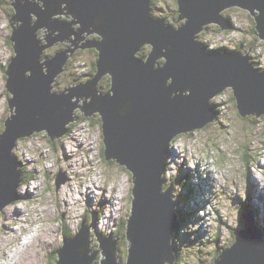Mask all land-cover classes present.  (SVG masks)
Returning <instances> with one entry per match:
<instances>
[{"label": "water", "instance_id": "95a60500", "mask_svg": "<svg viewBox=\"0 0 264 264\" xmlns=\"http://www.w3.org/2000/svg\"><path fill=\"white\" fill-rule=\"evenodd\" d=\"M152 1L12 0L14 15L11 11L9 19L13 53L5 71V90L11 98L7 101L9 115H4L0 128V211L23 201L16 191L18 163L12 157L16 140L45 132L54 142L67 134V125L76 121L75 112L84 119L97 116L104 160L115 161L131 174L126 264L173 262L171 237L178 223L172 212L171 187L162 189L171 142L211 123L210 101L226 88L232 91L241 118L264 115V72L252 66L247 53L208 52L196 41L209 25L229 31L230 23L222 15L237 9L253 18L255 35L264 42V0H177L174 23H181L178 27L153 18ZM31 14L37 18L33 25ZM57 14L72 19L66 23L51 19ZM72 25L79 29L73 32ZM42 29L45 47L36 39ZM84 33L98 39L85 41ZM63 39L73 48L38 64L41 51ZM145 47L150 52L138 58ZM77 49L97 53L95 76L53 92L49 84L63 71L67 54ZM159 59L164 62L159 64ZM42 68L47 74L43 75ZM104 76L109 89L98 96L96 88ZM65 180L58 173L56 187ZM245 210L243 227L235 232L237 239L213 264H264V233L252 211ZM95 220L93 212L89 227L81 223L71 240L63 242L56 252V264H97L99 255V264H118L115 242L96 236ZM89 247L94 251L92 257Z\"/></svg>", "mask_w": 264, "mask_h": 264}, {"label": "rangeland", "instance_id": "374dc122", "mask_svg": "<svg viewBox=\"0 0 264 264\" xmlns=\"http://www.w3.org/2000/svg\"><path fill=\"white\" fill-rule=\"evenodd\" d=\"M11 1L0 0V128L3 127L4 115H9V98L3 86L8 59L13 53L12 44L5 41L10 35ZM176 11L175 0H156L151 3L153 18H164L166 24L178 27L181 23H174ZM61 12L65 14V11ZM235 13L240 15V18ZM63 14L54 15L51 19L63 23L71 21V16ZM224 14L232 17L236 31L222 33L217 27L209 25L196 37L199 44L203 47L207 45L208 52L218 49L221 53H239L236 51L238 48L241 47L245 51L250 45L260 46L264 53V42L255 35L254 21L249 14L237 9ZM36 20L31 14L30 25ZM72 26L73 32L79 29L76 25ZM45 35L44 29L37 31L39 46L47 45ZM86 35L83 34L85 41L98 39L95 35ZM69 38L72 40L73 35ZM68 48L73 47L65 39L61 43L52 44L41 51L38 64L50 60L53 55ZM216 50L213 52H217ZM90 51L91 49H77L75 53L67 54V62L65 61L61 68L63 71L49 84L50 87L54 86L53 91L60 92L64 86V89H67L69 84L76 86L84 80H89L86 75L97 59V55L94 56ZM148 51V47L143 48L137 57L144 59ZM78 62L84 63L85 73H78L77 70L84 72L77 65ZM68 67H71L70 71H67ZM45 70L46 68H42L43 75L47 74ZM107 78L104 76L98 83L97 88L102 94L109 89ZM224 90L232 93L228 88ZM73 100L75 98L72 102ZM216 101H221V97H217ZM91 122L93 125L82 121L70 124L69 134L55 140L54 144H49L44 134H34L15 141L12 157L18 163L16 170L22 175L16 191L18 189L17 193L27 191L32 194L30 189L35 186L38 190H34L32 196L22 194L23 197L20 198L23 201L8 204L0 211V258H6L3 264H56L57 258L52 259V255L63 245L62 231L65 236L70 233L74 236L83 221L89 227L93 212L96 213L94 226L102 227L106 222L109 225L107 229L101 230L94 227L96 236L114 241L118 264H126L128 243L124 236L126 222L131 213V174L115 161L104 160L100 124L96 120ZM217 123L219 126L205 133L196 132L190 137L179 139L176 137L168 147L166 168L162 174V189L171 187L175 209L179 207L183 211L181 218L177 214L178 227L171 237L176 253L175 260L177 259L174 264H213V260L222 250L237 239L235 231L243 227L241 216L246 206L252 211V218L262 227L264 233V115L251 125L250 119H239L231 101L230 110L226 105L221 109ZM245 144L249 145L245 151L252 154V163L248 166L243 165L241 154ZM44 149L50 150L46 160L41 152ZM246 161H249V158ZM58 173L64 175L66 180L57 188L55 177ZM39 189L49 191L45 210L41 213L45 229L41 234L30 237L32 240L23 242L17 238L15 225L26 217L27 213L33 217V212H39L38 208L27 204L37 196ZM87 193L92 194L90 200L85 195ZM115 195H119L122 200L118 201L114 217H111L110 201L113 202ZM74 200L79 202L73 204ZM176 212L179 213L178 208ZM15 244H19V250L7 256Z\"/></svg>", "mask_w": 264, "mask_h": 264}, {"label": "trees", "instance_id": "16d2710c", "mask_svg": "<svg viewBox=\"0 0 264 264\" xmlns=\"http://www.w3.org/2000/svg\"><path fill=\"white\" fill-rule=\"evenodd\" d=\"M156 0H154V1H152V2H155ZM177 0H175V2H176ZM233 9H231V10H228V11H232ZM12 13H13V15H14V10H13V8H12ZM151 13V12H150ZM235 15H237V17L238 18H240V15H238L237 13H235ZM222 18H224V19H226L227 21H229L230 22V29H229V31H227L226 33H229V32H234V31H236V28L234 27V20L232 19V17L230 16V15H225V14H223L222 15ZM162 19V18H161ZM163 20L165 21V19L163 18ZM11 36H12V31L10 30V35L6 38V40L5 41H8V42H10V38H11ZM206 47V49L208 48V46L206 45L205 46ZM251 46L249 45V48H250ZM260 47V46H259ZM211 51H213V50H211ZM217 51H219L218 49H217ZM236 51H239V53L240 54H246V50L244 51V50H242V48L240 47V48H238ZM90 52H93V51H90ZM220 52V51H219ZM80 54H82V53H80ZM95 54H96V52H95ZM249 58V57H248ZM250 61V60H249ZM250 63L252 64V66L255 68V66H254V64L250 61ZM159 64H162V63H160L159 62ZM92 68H94V69H91V71H90V73L92 74V73H94V70H95V64L94 63H92ZM256 70H257V68H255ZM65 87V86H64ZM63 87V88H64ZM217 96H220L221 97V101H216V102H214L213 101V99L210 101V104H209V106H210V108L212 109V112L214 113V120L211 122V123H209V124H207L206 126H204L202 129H199V130H194V131H192V132H190V133H187V134H184V135H179L178 136V138L177 139H179V138H181V137H190L192 134H194V133H196V132H203V133H205L206 131H209V130H212L213 128H216V126H219V124L217 123L218 122V119H219V116H220V113H221V109L223 108V106L224 105H226V106H228V109L230 110V107H231V101H233V103H234V108H235V111L237 112V110H236V105H235V99L233 98V95H232V93L230 94L229 93V91H226V90H223L221 93H219L218 95H216V97ZM223 101V102H222ZM214 102V103H213ZM237 116L239 117V119L241 118L240 116H239V114H238V112H237ZM246 119H250V124L251 125H254L255 124V121L257 120L256 119V117H245ZM245 118H241V119H245ZM261 118V117H260ZM79 121H84L85 123H88V125H93L92 124V122H90V120H87V119H81V120H79ZM78 120H77V122H79ZM244 121V120H243ZM99 128V127H98ZM70 129H71V125L69 126V131H70ZM207 139H208V135H207ZM52 144H54V143H52ZM246 147H249V145L248 144H245V146H244V148L242 149V151H241V154L243 155L242 156V161H243V165L244 166H248L250 163H252L251 162V160H252V154H250V152H246L245 151V148ZM208 149V148H207ZM169 154V153H168ZM102 156H104L103 155V148H102ZM168 156V155H167ZM104 158V157H103ZM249 158V161H246L247 159ZM166 161H167V159H166ZM246 161V162H245ZM254 161V160H253ZM181 204V203H180ZM178 208V210H179V217L181 218L182 216H183V211L181 210V208H179V207H177ZM248 207L246 206V208L245 209H247ZM244 209V210H245ZM246 211V210H245ZM245 211H243V213L245 212ZM242 212V211H241ZM90 218H91V216H90ZM83 224H84V221H83ZM84 226H86V225H84ZM62 233H63V236L64 237H66V239H69L70 237H67V236H65V233L62 231ZM125 237V236H124ZM219 237V235H218V233L216 234V238H218ZM128 246V245H127ZM89 249H90V247H89ZM116 253V252H115ZM126 253H127V249H126ZM93 254H94V251H91V249H90V252H89V255L88 256H93ZM127 255V254H126ZM102 259V256H100L99 255V261H98V263L97 264H99V262H100V260ZM94 262V261H93ZM94 264V263H93Z\"/></svg>", "mask_w": 264, "mask_h": 264}, {"label": "bare ground", "instance_id": "6f19581e", "mask_svg": "<svg viewBox=\"0 0 264 264\" xmlns=\"http://www.w3.org/2000/svg\"><path fill=\"white\" fill-rule=\"evenodd\" d=\"M153 1H154V0H153ZM242 11H243V10H242ZM243 12H245V11H243ZM245 13H247V12H245ZM255 14H257V12H255ZM247 15H248V13H247ZM62 23H63V22H62ZM170 23H171V22H170ZM229 23H230V22H229ZM75 27H76V26H75ZM222 33H224V32H222ZM36 34H37V32H36ZM85 40H86V39H85ZM213 50H216V49H213ZM75 51H76V50H75ZM216 51H217V50H216ZM149 52H150V51H148V53H149ZM217 52H219V51H217ZM74 53H75V52H74ZM148 53H147V54H148ZM40 54H41V53H40ZM69 61H70V60H69ZM158 62L163 63L164 60H163V59H159ZM69 64H70V63H69ZM65 66H68V65H65ZM254 66H255V68H260V67H258V66H256V65H254ZM63 68H64V67H63ZM70 68H71V67H70ZM70 68L68 67L69 70H67V71H70ZM257 70H258V69H257ZM258 71H259V72H264V69H261V68H260ZM68 73H69V72H68ZM68 73H67V74H68ZM86 76H87V75H86ZM89 76H90V75H89ZM91 76H92V75H91ZM64 78H65V76H64ZM86 79H87V78H86ZM57 81H58V80H57ZM76 82H77V81H76ZM73 85H74V83H73ZM77 85H78V84H77ZM65 89H66V88H65ZM96 92H97V95H98V96H99V93H100V95H102V93L98 90V88H96ZM217 97H220V96H217ZM217 97H215V98L213 99L214 102H216V98H217ZM214 102H213V103H214ZM222 102H223V101H222ZM67 127H68V125H67ZM35 135H36V134H35ZM200 151H201V150H200ZM197 153H198V151H197ZM200 153H202V151L199 152V154H200ZM194 154H195V153H194ZM200 155H201V154H200ZM204 157H205V156H204ZM13 160H14V159H13ZM14 161H15V160H14ZM15 162H16V161H15ZM210 165H211V164H210ZM213 166H214V164H213ZM205 167H206V166H205ZM187 169H189V168H187ZM213 170H214V169H213ZM213 170H212V171H213ZM204 172H205V171H204ZM210 172H211V171H210ZM216 172H217V171H216ZM165 174H166V173H165ZM165 174H164V175H165ZM207 174H208V173H207ZM20 177H22V175H19V178H20ZM96 181H97V180H96ZM162 181H163V180H162ZM194 185H195V184H194ZM162 186H163V185H162ZM28 190H29V189H28ZM37 190H38V189H37ZM90 190H91V189H90ZM86 191H87V190H86ZM88 191H89V190H88ZM91 193H92V192H91ZM22 194H23V193H22ZM26 194L29 195V196L32 195L31 193H28L27 191H26ZM116 194H118L117 191H116ZM85 195H86V197H88V198H87L88 200H90V196L92 197V194H90V193H87V194H85ZM202 196H206V195L202 194ZM93 197H94V196H93ZM78 199H79V198H78ZM109 200H110V199H109ZM119 200H122V199L119 197V195H118V196L115 195L114 198H113V202L110 201V203H111V205H112V206H111V207H112L111 217H114V213H115L116 210H117L115 206L117 205V203H118ZM172 200H173V202H174V209H172V212H173V214H174V217L177 219L179 213L176 212V209H177V208L175 209V201H174V199H173V195H172ZM91 201H92V200H91ZM78 202H79L78 200H76V201L74 200L73 204L78 203ZM16 208H17V207H16ZM16 208H15V210H16ZM44 210H45V209H44ZM108 211H109V210H108ZM254 211H255V210H254ZM19 212H20V211H19ZM174 212H175V213H174ZM46 213H47V212H46ZM44 214H45V213H44ZM48 214H49V213H48ZM51 214H52V213H51ZM177 214H178V215H177ZM45 215H46V214H45ZM47 216H48V215H47ZM107 216H108V215H107ZM46 218H47V217H46ZM178 219H179V218H178ZM45 220H46V219H45ZM84 225H85V224H84ZM5 226H6V225H5ZM86 227H87V225H86ZM94 227H97V228H99V230H101V229H107V227H109V225H108V223L106 222V223L103 224L102 227H98V226H94ZM261 228H262V227H261ZM62 235H63V234H62ZM7 236H8V235H7ZM62 237H63V240H64V241H69V240H71V238L66 239V237H64V236H62ZM6 238H7V237H6ZM29 239L32 240V238H29ZM64 241H63V242H64ZM109 241L111 242V239H110ZM11 243H12V242H11ZM15 245H16V244H15ZM63 245H64V243H63ZM63 245H62V246H63ZM62 246H61V247H62ZM61 247H59V248H61ZM37 248H38V247H37ZM175 254H176V253H173V262H172V264H174V262L177 260V259L175 260ZM117 258H118V257H117ZM177 258H178V257H177ZM9 259H11V258L9 257ZM11 260H13V258H12ZM14 260H15V259H14ZM12 264H14V263H12Z\"/></svg>", "mask_w": 264, "mask_h": 264}, {"label": "built area", "instance_id": "2783aa9c", "mask_svg": "<svg viewBox=\"0 0 264 264\" xmlns=\"http://www.w3.org/2000/svg\"><path fill=\"white\" fill-rule=\"evenodd\" d=\"M251 51L248 52V50L246 49V53L249 57V60L254 64V65H260L262 61H264V57H263V49H261L260 47H255V46H252L251 47ZM249 49V48H248ZM256 62V64H255ZM83 70L84 72L80 71V70H77L79 74H83L85 73V67H84V63H81V62H78V64ZM221 115V113H220ZM42 152V157L44 160L47 159L48 157V153H50V150L49 149H44Z\"/></svg>", "mask_w": 264, "mask_h": 264}, {"label": "flooded vegetation", "instance_id": "af4514ba", "mask_svg": "<svg viewBox=\"0 0 264 264\" xmlns=\"http://www.w3.org/2000/svg\"><path fill=\"white\" fill-rule=\"evenodd\" d=\"M242 11V10H241ZM243 12V11H242ZM236 36V35H235ZM60 46H62V47H65L64 45H60ZM91 51H93V50H91ZM91 53H94V56L96 55L95 54V51H93V52H91ZM263 57H264V53H263ZM260 68L261 69H264V61H262L261 62V64H260ZM92 69H94V68H92ZM89 74H87V78L90 80V79H92L94 76H95V70H94V73H90V71L88 72ZM90 75V76H89ZM92 75V76H91ZM104 78V77H103ZM102 78V79H103ZM101 79V80H102ZM107 80H108V78H107ZM71 86V84H69V85H67V87H70ZM97 87H98V85H97ZM74 117L76 118V120H81V119H83L84 117H83V115L81 114V113H79V112H75L74 113ZM88 120H90V122L91 121H93V120H96V121H98L99 122V117H97V116H92L91 118H88ZM66 179V178H65ZM22 195V194H21ZM26 195V194H25ZM29 196V195H28ZM23 197V196H22ZM21 197V198H22ZM241 211H242V209H241ZM63 218H64V215H63ZM236 232V231H235ZM67 237H70V238H72L73 237V234L72 233H70V234H68L67 235ZM57 255H56V251L53 253V255H52V259H55V257H56Z\"/></svg>", "mask_w": 264, "mask_h": 264}]
</instances>
